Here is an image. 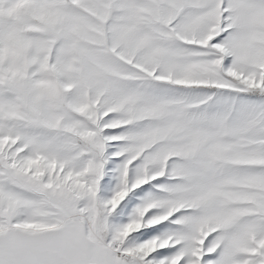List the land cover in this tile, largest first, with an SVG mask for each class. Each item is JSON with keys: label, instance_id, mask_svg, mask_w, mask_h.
I'll return each mask as SVG.
<instances>
[{"label": "snow or ice", "instance_id": "6c2138e0", "mask_svg": "<svg viewBox=\"0 0 264 264\" xmlns=\"http://www.w3.org/2000/svg\"><path fill=\"white\" fill-rule=\"evenodd\" d=\"M0 264H264V0H0Z\"/></svg>", "mask_w": 264, "mask_h": 264}]
</instances>
